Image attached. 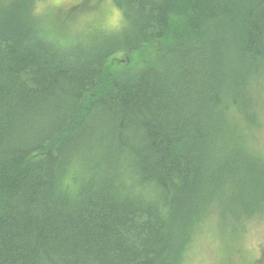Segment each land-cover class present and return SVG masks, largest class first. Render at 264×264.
Instances as JSON below:
<instances>
[{
	"label": "trees",
	"instance_id": "16d2710c",
	"mask_svg": "<svg viewBox=\"0 0 264 264\" xmlns=\"http://www.w3.org/2000/svg\"><path fill=\"white\" fill-rule=\"evenodd\" d=\"M3 1L0 264H187L264 214V0H115L125 29L57 43Z\"/></svg>",
	"mask_w": 264,
	"mask_h": 264
},
{
	"label": "rangeland",
	"instance_id": "374dc122",
	"mask_svg": "<svg viewBox=\"0 0 264 264\" xmlns=\"http://www.w3.org/2000/svg\"><path fill=\"white\" fill-rule=\"evenodd\" d=\"M10 4L12 0L3 1L5 7ZM33 13L35 27L56 43L84 42L99 32L118 33L126 27L115 0H38ZM258 133L256 145L264 154V124ZM245 219H213L193 240L186 263L264 264V214Z\"/></svg>",
	"mask_w": 264,
	"mask_h": 264
}]
</instances>
